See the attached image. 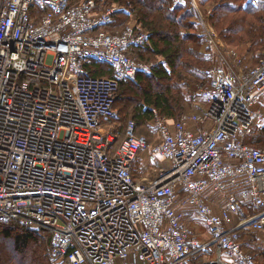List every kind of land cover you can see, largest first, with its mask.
<instances>
[{"label": "built area", "instance_id": "1", "mask_svg": "<svg viewBox=\"0 0 264 264\" xmlns=\"http://www.w3.org/2000/svg\"><path fill=\"white\" fill-rule=\"evenodd\" d=\"M190 2L211 48L204 109L153 107L154 137L129 118L115 147L103 119H120L121 80L155 65L130 53L148 32L108 30L119 6L97 0H0V220L46 228L61 264H256L242 231L264 230V145L247 142L264 121V55L245 61ZM93 60L114 73L94 74ZM144 150L159 159L150 180L133 172ZM190 208L208 240L186 224Z\"/></svg>", "mask_w": 264, "mask_h": 264}, {"label": "trees", "instance_id": "2", "mask_svg": "<svg viewBox=\"0 0 264 264\" xmlns=\"http://www.w3.org/2000/svg\"><path fill=\"white\" fill-rule=\"evenodd\" d=\"M209 21L223 27L221 35L230 47L253 65L264 55V0H199ZM214 4L209 13L208 3ZM98 5H121L108 30L123 29L133 18L136 26L148 32L147 44L134 46L130 53L145 63H155L139 70L135 79L121 80L115 106L123 122H137V130H150L152 108L177 119L187 109V100H195L198 88L187 93L189 79L204 80L200 71L211 63V48L200 15L190 0H97ZM110 65L93 60L96 75H112ZM112 67V66H111ZM189 97V98H188ZM131 112L132 116L128 113ZM148 135L147 133H144ZM251 144L264 145V124L256 125L247 138ZM254 211V206L249 205ZM243 215L246 213L243 211ZM264 237V230L245 229L242 237L261 246L254 235ZM260 250V249H259ZM256 253V264L262 263L264 250ZM260 255V259L257 257ZM7 257L6 259H4ZM3 259L5 261H3ZM0 264H61L50 253V233L41 226L23 224L20 220H0Z\"/></svg>", "mask_w": 264, "mask_h": 264}, {"label": "crops", "instance_id": "3", "mask_svg": "<svg viewBox=\"0 0 264 264\" xmlns=\"http://www.w3.org/2000/svg\"><path fill=\"white\" fill-rule=\"evenodd\" d=\"M115 5L119 6V9L122 7L121 5H118V4H115ZM128 24L136 25V20L132 18L126 25H128ZM247 62L250 63L249 60ZM109 67H110L111 72L114 71V69L111 66H109ZM202 81H204V80H202ZM200 82L201 81H198V80L189 81V84L192 83L193 85L194 84L195 85L192 86V87L190 86L189 88L186 87L187 93L196 90L198 88V84ZM196 98H198V99H196ZM190 107H191V109H190ZM204 107H205L204 100L198 94L195 97L194 101L191 100V99L187 100V109H186L185 112H191V111L192 112H196V111L197 112L198 111L201 112L204 109ZM259 107H261V109L264 111V93L262 94V99H261V102L259 104ZM103 123H104V126L107 129L116 132L117 135L119 136V138H118V140H117V142L115 144V147H117V145L124 138V125H125V122H123V117L120 116V119L118 120L117 123L109 124V125L107 123L106 118H104L103 119ZM192 125L193 126H197V124H192ZM140 134H144V133L140 132ZM158 161H159V159L157 157H155L150 150L142 151L139 154L138 160L134 164V167H133L134 175L136 177L141 178V179L150 180L156 174V172L158 170V165H157ZM161 164L163 166H168V165H170V161L168 159H161ZM210 199L214 200L215 207L217 209H219V205L222 202V199L220 197H218L217 195H215V194H211ZM186 224L188 226H190L192 229H194V231L197 233V235L200 238H202L204 240H208L211 237V233L210 232L209 233L207 231H205L206 233H202L201 232V230H202V228H204V226H206V228H208V227H207L206 223L202 219H200L198 216H196V213L194 212L193 208L189 209V212H188L187 217H186Z\"/></svg>", "mask_w": 264, "mask_h": 264}, {"label": "rangeland", "instance_id": "4", "mask_svg": "<svg viewBox=\"0 0 264 264\" xmlns=\"http://www.w3.org/2000/svg\"><path fill=\"white\" fill-rule=\"evenodd\" d=\"M213 2H215V1H211L210 3L207 4V5H208L207 7H208L209 9H211V10H213V8H214V4H213ZM206 17H207V15H206ZM207 19H208V18H207ZM210 24H211V27H212L213 31L218 35V37H220V38L223 39V36L221 35V31L223 30V27H221V26H217V25H215L214 23H212L211 21H210ZM223 40H224V39H223ZM209 56H211V55L209 54ZM205 67H207V66H205ZM205 67H204V68H205ZM142 70H147V69L145 68V69H142ZM200 74H201L202 77H203V74H202L201 71H200ZM192 80H193V79H189V81H192ZM189 81L187 82L186 87L189 88L190 86L192 87V86L195 85V84L193 85L192 83L189 84ZM198 81H199V80H198ZM201 81H202V80H201ZM196 99H198V98H196ZM193 101H194V100H193ZM190 109H191V107H190ZM190 109H189V110H190ZM129 115L132 116V113L129 112V113H128V116H129ZM262 123L264 124V121H263ZM262 123H261V124H262ZM261 124H258V125H261ZM140 132H141V133H147L148 136L150 137V139L154 137V133H153L152 131H148L147 128H145V127H143V128L141 127V128H140ZM205 231H207L208 233L210 232L209 229L206 228V226H204V228H202L201 232H202V233H206ZM255 239H256V240H259L260 243H261V246L258 247V248H257L258 245L255 244V249H256L258 252H260V250H264V237L261 236V238H260V237L258 236V234H255V235H254V240H255ZM259 249H260V250H259ZM257 257L260 259V255H259V254H258ZM6 258H7V257H5L4 259H6ZM261 258H262V263H261V264H264V259H263L262 255H261ZM4 259H3V261H5Z\"/></svg>", "mask_w": 264, "mask_h": 264}]
</instances>
